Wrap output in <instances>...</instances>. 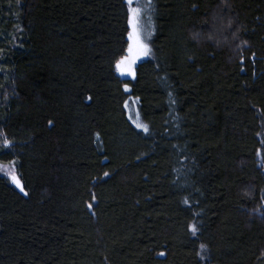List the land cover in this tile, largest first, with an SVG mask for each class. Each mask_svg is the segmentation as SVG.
Returning a JSON list of instances; mask_svg holds the SVG:
<instances>
[{"label": "trees", "instance_id": "obj_1", "mask_svg": "<svg viewBox=\"0 0 264 264\" xmlns=\"http://www.w3.org/2000/svg\"><path fill=\"white\" fill-rule=\"evenodd\" d=\"M151 1L133 81L126 0H0V264H264V0Z\"/></svg>", "mask_w": 264, "mask_h": 264}, {"label": "rangeland", "instance_id": "obj_2", "mask_svg": "<svg viewBox=\"0 0 264 264\" xmlns=\"http://www.w3.org/2000/svg\"><path fill=\"white\" fill-rule=\"evenodd\" d=\"M127 2V0H126ZM148 3L149 0H133V7L135 6H140L141 7V16L139 18V25L138 27L142 28L141 31V35L142 38L144 39V42L149 46V48L151 49V52L148 56L146 57H142L140 60L137 61V63L133 66V70L135 72V77L133 78L132 76H128V75H120V73L117 71L116 67H115V71L117 73V75L122 78V79H130V80H135L136 79V73H137V67L141 62H144L146 60H150L153 57V45H152V39L154 36V32H155V25H154V14H153V6H152V1L150 0V4L151 7H148ZM128 4H127V8H128ZM129 15V19H130V14L128 12ZM131 31V26L129 24V32ZM128 32V33H129ZM151 32V36L148 35V33ZM127 40H128V35H127ZM129 43V41H128ZM128 43H127V47H128ZM126 47V49H127ZM126 54V50L124 52L123 55ZM122 55V56H123ZM121 56V57H122ZM120 57V58H121ZM119 58V59H120ZM118 59V60H119ZM125 90L127 92H129V95L125 101V105H127V107H125L127 116L129 118V120L132 122V124L141 132L143 133H148V132H144L141 128H138L136 125L138 123L140 124H145V125H149L143 118L142 113H141V105H140V100L138 97L132 96L131 94V87L130 86H126ZM137 113L139 115H137ZM148 131H149V126H148ZM0 133L1 129H0ZM0 138L2 139V135H0ZM13 162H15L13 164ZM9 173H14L16 175L19 176L18 174V162L17 160H13L10 162H0V175H3L5 177H7L10 181V177H9ZM20 178V177H19ZM21 180V179H20ZM12 183V181H11ZM15 187L16 185L14 183H12ZM17 188V187H16ZM19 191L20 189L17 188ZM200 256L203 259V261L205 262V264H211L210 260H209V254L207 249L201 248L200 246Z\"/></svg>", "mask_w": 264, "mask_h": 264}, {"label": "snow or ice", "instance_id": "obj_3", "mask_svg": "<svg viewBox=\"0 0 264 264\" xmlns=\"http://www.w3.org/2000/svg\"><path fill=\"white\" fill-rule=\"evenodd\" d=\"M128 4V12L130 14L129 24L131 26V31L128 33V47L126 49V54L123 55L117 62H116V69L120 73V75H128L135 77V72L133 70V66L137 63L138 60H140L142 57H146L150 54L151 49L149 46L144 42V39L142 38L141 31L142 28L138 27L139 25V18L141 16V7L135 6L133 7V0H127ZM148 7H151L150 0L148 3ZM149 36H151V32L148 33ZM244 44L247 43V41L243 42ZM255 54H253L254 58ZM243 63V60L240 61ZM91 99V97H89ZM127 107V105H125ZM137 115H139L137 113ZM49 125L52 124V121H48ZM138 128H141L144 132H148V126L145 124L138 123L136 125ZM0 135L4 136L3 143L5 147L11 146V141L7 139L6 134L0 133ZM97 138H99V134H97ZM15 162H13L14 164ZM12 183L16 185L17 188L20 189V191L27 196L28 193L25 191V188L19 178L18 175L14 173L8 174ZM105 177H107L109 174L104 173ZM95 197H93L94 199ZM89 208L92 207L91 204L88 205ZM192 233L195 235L197 232V227L195 225H192L191 227ZM201 248H204V245H201ZM160 255H164V253H160Z\"/></svg>", "mask_w": 264, "mask_h": 264}]
</instances>
